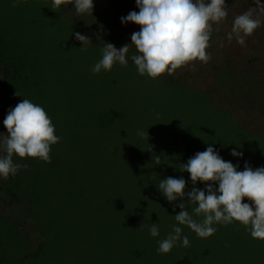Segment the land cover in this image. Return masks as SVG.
Wrapping results in <instances>:
<instances>
[{"label": "trees", "instance_id": "obj_1", "mask_svg": "<svg viewBox=\"0 0 264 264\" xmlns=\"http://www.w3.org/2000/svg\"><path fill=\"white\" fill-rule=\"evenodd\" d=\"M51 6L52 0H20L19 3L0 0V107L3 105L0 111L3 120L10 108L29 99L43 107L55 126V135L61 138L51 146L50 163L39 158L14 156L15 163L28 167L21 168L14 177L1 178V190L9 197L13 214L0 211V264H63L60 248L66 244L64 235L67 232L73 236L78 228L76 220L71 219L74 214L84 216L90 228L96 221L99 224L97 233L91 231L89 235L92 244H87L82 252V259L86 257L84 264H157V261L178 264V259L181 264H238L241 257H248V261L241 264H264V240L253 239L250 232L235 221L227 226L214 224L217 231L208 238H199L182 225L184 235L191 238L185 252L178 255L176 245L169 253L158 254V241L167 238L172 227L158 225L159 236L150 235L149 228L156 220L149 218L151 209L145 201L148 188L137 191L142 188L135 186L131 195L121 180L116 183L113 179L111 184L103 182L111 178L109 175L118 173L123 163L133 168V174L140 178L142 185V178L147 182L153 175V170L148 173L146 164L154 150L152 137L155 130H160L163 116L168 117L161 131L165 130L166 123L172 122L165 131L174 130L176 139V143L160 153L163 162L158 170L162 176L167 174L166 178L178 179V166L174 167L178 162V141L189 144L194 139L197 143L205 141L225 161L236 159L242 167L246 162L252 167L255 161L228 158V149L259 141L264 143V133L246 131L228 111L213 103L207 91L164 74L156 79L139 75L131 60L136 52L133 48H130L126 67L116 63L111 71L94 74L91 68L102 58L103 43H112L120 49L127 37L109 24L102 29L104 41L99 42L95 34L66 15L64 5L55 11ZM107 10L120 12L112 20H117L123 12L120 6L104 11ZM105 12L101 15L109 23L112 20L106 18ZM76 32L91 39L85 51L79 49L83 45L75 38ZM134 77L136 87L129 89L127 84L132 83L129 79ZM186 100L190 102L185 103ZM193 103L199 112L196 117L200 123L196 126L187 122L186 117ZM160 108H164L163 113L157 111ZM176 113L185 116V120L181 119L182 125H187L179 134L181 126L177 127L174 122ZM158 114L161 116L157 117ZM149 116L152 117L150 122ZM138 131L148 133V138L137 135ZM205 132L219 139L207 136L203 140ZM115 145L136 152L124 153L121 157ZM87 152L98 170L89 172L92 167L89 164L83 168L86 172L83 175L81 165L88 161ZM93 175L101 181L97 185L88 183L87 178ZM137 180L133 178L129 186ZM193 187L203 190L205 184L189 182L185 192ZM214 187L218 188V184ZM183 199L191 214V209L197 205L187 204V195ZM245 201L251 202L247 198ZM17 213H28L39 224L44 240L37 249L30 247L19 229ZM193 218L200 222L204 217L194 215ZM67 220L75 225L69 228ZM123 223L129 225L128 231L123 227V232L142 226L148 228L144 231L149 233L147 239L155 242L153 250L144 244H139L136 251L117 247L112 235Z\"/></svg>", "mask_w": 264, "mask_h": 264}, {"label": "clouds", "instance_id": "obj_2", "mask_svg": "<svg viewBox=\"0 0 264 264\" xmlns=\"http://www.w3.org/2000/svg\"><path fill=\"white\" fill-rule=\"evenodd\" d=\"M20 0H16L19 3ZM139 11H130L121 17V23H134L140 27L131 34V44L117 49L112 43H103L102 58L91 68L94 74L111 71L113 65L119 63L127 66L130 48L136 52L131 55L138 74L156 79L167 73L172 75L178 68L191 62L208 63L211 59L207 49L214 30L228 17V6L225 0H135ZM255 7L237 15L227 34L229 43L235 38L244 46L246 37L264 26V4L253 0ZM74 4L77 16L92 15L93 0H52L51 9L55 11L61 5ZM15 6V5H14ZM75 38L83 45L79 49L86 50L91 39L79 32ZM16 95H20L16 92ZM3 124L7 130L0 133V177L5 180L15 176L27 164L14 162V156L39 158L51 162V146L60 141L55 135V126L46 111L29 99H23L14 108H10ZM137 135L148 138V133L138 131ZM231 155L242 157L243 153L232 149ZM238 165L225 161L212 146L205 151L197 152L186 163L179 164L178 170L190 174L193 185L197 182L205 184L203 190L193 187L185 192L186 180L167 177L160 180L158 189L168 202L183 200L187 195V204L197 205L189 210L185 203L178 207L176 214L178 225L190 228L199 238H208L215 234L214 224L227 226L234 221L245 227L253 239L264 240V167L253 170L246 162L243 171ZM218 184V188L214 185ZM247 198L251 203H244ZM203 215L197 222L193 216ZM152 237L159 236V227L153 223L149 228ZM182 228L172 226L167 238L158 241V254L169 253L177 242L189 246L188 237L181 236Z\"/></svg>", "mask_w": 264, "mask_h": 264}, {"label": "rangeland", "instance_id": "obj_3", "mask_svg": "<svg viewBox=\"0 0 264 264\" xmlns=\"http://www.w3.org/2000/svg\"><path fill=\"white\" fill-rule=\"evenodd\" d=\"M260 2L264 4V0H260ZM225 3L228 6L229 14L227 19L218 26V31L216 30L217 26L214 25V30L209 41L210 46L207 49L211 57L208 63L205 64L200 61H194L187 66L178 68L172 75H168L167 73L164 75L171 77L176 81L181 80L188 86L197 90L209 92L213 103L219 108L228 111L246 131L264 133V26L256 29L251 36L246 37V43L244 46L239 45L235 38H233L232 42L229 43L227 40V34L231 31L234 18L237 15L247 11L249 7H255V4L253 3V0H225ZM93 4L94 8L92 15L83 14L77 16L74 4H68L64 6V8L66 15L79 25L85 27L90 32L95 34L97 41H104V33L102 29H106L112 24L127 37L125 44H131V34L133 32H138L140 27L134 23L122 24L121 17L127 16L130 11H139L135 0H93ZM117 6L122 7L123 12L117 20H112V18L119 16L120 12H117V10H107L105 12L104 10ZM101 12H105L106 18L111 19L112 21H109V23L106 22L105 18L101 15ZM262 19H264V17H262ZM132 48L135 49L134 46ZM135 79V77L129 79L132 81L131 84H127L129 85L127 86L129 89H135ZM189 102V100L185 101V103ZM2 107L3 105H1L0 108ZM163 110L164 108H160V110L157 109V111H160L161 113H163ZM157 111L154 110V112ZM176 112H178V110ZM196 113L197 115L199 114V112L195 110L194 103L190 104V107H188V115L186 117L187 122L189 120L194 126L200 123L196 117ZM172 115L174 114H170L169 116ZM160 116L161 115L158 114L157 117ZM167 117L168 116H163L161 126L162 123H165ZM151 118L152 117L149 116L147 117V120L150 122L152 121ZM183 118L185 120L184 115L180 116L177 115V113L174 116V122H176L177 127L181 126L178 127V134L183 132V127L187 126L186 124L182 125L181 119ZM3 121V116L0 111V133L6 134L7 130L3 124ZM170 123L172 122H168L164 125L166 127L165 130L170 128ZM161 126L160 130H155L153 137L150 135L153 141L152 149L154 148V150H152L153 152L150 153L151 160L146 164L148 167V173L150 170H153V175L147 179L146 183L143 181V178L141 179L144 185L140 183V178L133 174L135 172L133 171V168H129V165H127L128 163H123L124 167H121L118 173L112 174V176H115L116 178L109 175L108 177L111 178H106L104 179L106 182L104 180L103 182L106 184H111L113 179L116 183H119L121 180L126 184L125 187H128V193L131 195H134L133 188L135 186L142 188L141 190L137 191H144L145 188H148L145 201L151 209L149 212V218L151 220H156V224L163 228L166 226L172 227L173 225L182 228L184 226L178 225L177 221L173 219V217L181 211L178 205L183 203L184 199H178L177 203H170L158 189L160 180L165 179L167 175H160L158 170L160 167H162L161 163L163 162L160 159V153L165 152L167 146L176 143L174 130L170 132L165 130L161 131ZM205 128H207L206 125ZM207 136H212L213 139H219L209 132H205L202 139L205 140V137ZM196 140L194 139L193 141H190L192 142L190 144L180 143L178 141V162L174 163V167L178 166L179 164L186 163L190 157L195 155V153L203 152L209 146L205 141L197 143ZM225 148L226 147L222 149V152L225 150ZM115 149L118 150V155H121V157H123L124 153L130 154L136 152V150L133 149H129L130 152H128L126 149H122L120 145H115ZM235 149L238 152L243 153V156L238 158H247L248 161H255L254 165H252L253 170L258 167H264V143L261 141L257 142L256 144H243L240 147H236ZM231 151L232 149L229 148L228 152L230 154L228 155V158L234 157L231 155ZM89 154L90 153L88 152L85 154V157L88 158V161L84 165H81V173L83 175L86 174L83 168H86L89 164L92 166L90 169H88L89 172H94L93 169L95 168L98 170L97 166L93 165L92 163L93 161L95 164V160L90 159L93 157ZM86 158L83 161H85ZM232 163L234 165H238V171H242L244 169L240 160L232 159ZM129 171L131 173H129ZM185 174L178 170V179L181 177L188 179L186 180V184H189V182H191L190 174L187 172H185ZM85 177L87 178L88 176ZM1 178L2 177H0V211L5 213L11 212V214H13L9 197L1 190ZM96 178L97 176L95 175L91 176V178L88 177L87 179H90L88 183L91 184L94 182L97 185V182L100 183L101 181L97 180ZM133 178L138 180L134 184L130 183L129 186V182ZM245 200L246 198L243 202H246ZM185 210H188V208L186 207ZM77 211L78 210H76V212ZM15 217L19 223V229L27 238L30 247L33 250L37 249L44 240L39 224L28 213H17ZM71 219L76 220V227L78 228L73 233V236L68 235L67 232L65 233L63 242L66 244H62L60 248V258L62 259L61 261L63 264H84V259H86V257L82 259V252L85 251L87 244H92L89 241V235H91V231H94L95 234L97 233V227L99 224L98 221H96L95 224L90 225V228L86 223V218L84 216H78V214L77 216H75V214L72 215ZM66 223L69 228H71L70 226L75 225L73 221L70 223V220H67ZM125 224L126 223L121 224L120 228H116L115 232L113 231L114 235L112 236L114 237L117 247L125 246L130 250L136 251L138 250L139 244H144L148 245L150 251L153 250L155 242H151L150 239H147L150 238L148 237L149 233L144 231L148 230V228L142 226L133 230L130 229V232H123V227ZM125 228L126 231H128L129 225L127 224ZM188 232L193 234L191 231ZM185 235L184 229H182L181 236ZM188 239L190 240L191 238L188 237ZM96 240L99 243L100 237ZM84 241H86V243L82 244ZM177 245L178 255L184 253V249L187 247L182 246V240L179 241ZM94 247H96V244H94ZM247 261L248 257H241L238 264ZM157 264L165 263L157 261ZM178 264H181L179 259Z\"/></svg>", "mask_w": 264, "mask_h": 264}]
</instances>
